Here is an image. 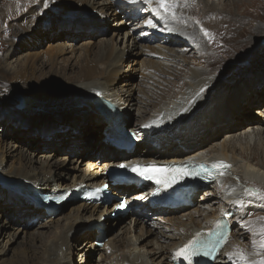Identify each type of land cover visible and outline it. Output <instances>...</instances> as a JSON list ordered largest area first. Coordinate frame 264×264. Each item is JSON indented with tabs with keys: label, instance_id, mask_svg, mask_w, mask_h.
I'll list each match as a JSON object with an SVG mask.
<instances>
[{
	"label": "bare ground",
	"instance_id": "6f19581e",
	"mask_svg": "<svg viewBox=\"0 0 264 264\" xmlns=\"http://www.w3.org/2000/svg\"><path fill=\"white\" fill-rule=\"evenodd\" d=\"M34 1L35 3H33ZM55 1L56 0H15V5L20 6L16 11L17 15L22 19L17 20L16 18L14 21L15 28L12 29H16L18 31L8 29L7 33L4 36L9 37L15 33L21 36L26 33L30 34V32L32 31L34 32L33 34L29 35V40L31 38V35H36L39 37L42 36L43 33L38 32L40 31L41 25L43 24V15H45L46 10H49V12H54L61 9L60 7H66L64 4L62 6L55 5V3H53ZM188 1H190L189 5H182L180 7V10L183 12L177 11L179 14H181L180 19L177 20H173L171 18L163 19L160 16H157L156 13L152 12L151 7H155V0L151 7L147 4L141 3L140 0L132 2H122L120 0H105L102 3L94 1L92 4L89 2V0L85 1L84 5L86 7H92L94 3H96V5L100 4L99 6L109 4V6H112L114 8V11L124 10L125 16L128 17V21L126 22V24H129V28H131V30L140 26L137 23L134 26L132 25L133 22H136L137 19L142 16V12L150 14L152 17L150 16L148 19H152L153 22L157 24V27L151 28L146 24L145 21L144 26H147L148 28H145L142 32L144 38L146 39H133L131 44L117 50L115 47L113 49V53L110 52L109 56H107L104 50H101L98 51L97 56L94 59H91L89 52L86 51L85 54H83V57L77 59L74 64H71L69 60L70 57H67L66 54H69L70 52L74 53L76 49L72 48L71 44H60L61 46L58 45V47L55 46L51 50L49 49L50 56L42 58L41 65H39L37 63V59L33 57L31 58V65L26 64L22 65L19 69H13L12 67H10L11 64L8 63V58L15 53V49H18L19 46L17 45V43L9 44V42H7L6 49L3 51L0 60L7 62L8 64L5 67L1 65L0 69L6 70L7 74H10L8 72H12L11 76L16 77L15 81L17 84H24V86H27V84L39 83L49 88L56 86V89H58L59 85L61 84L64 88H70L72 90L70 92L73 95V92H76L78 95L82 96V94L79 93L81 91H84L88 94H94L89 98H96L97 113L94 117L91 118L90 121L81 123L80 127L82 129L78 130L79 132H76L77 135L75 137L73 136L72 139L68 141V145H74L72 148L73 150H81L82 146L80 145L79 141L86 139L84 138V129L91 128L93 125H101L103 121L104 125L102 124L101 129L98 132L100 133L99 139L97 140V142L91 145V149H94L96 153L85 155L82 154L81 157L78 158V160L80 161L83 157L86 158V160H83L86 164V168L84 169L86 170V173L82 176L76 174L69 175L68 173V175H65L64 171H58L56 170V168H49L48 166V168L44 167L39 169L32 165L33 160L35 159L26 158L21 153L16 159L19 160L16 165L15 162H10V160L11 158H13V153L14 156H16V154L18 156L17 148H15V146L13 145H2L1 143L0 170L8 175V177H11L10 180L6 181V183H12L13 188L24 189L23 193H19L13 190L12 192H10L9 189L3 187L5 185L1 183L0 197L4 195L9 196L14 201L18 200L16 202L17 204H21L22 202L27 201L31 203L26 208V211H28V216H31V214H33L45 217L44 214L48 213L46 211V208L51 207V205L48 206L40 204L38 200L33 197L35 190L41 192H60L63 189L73 187L79 182L100 184V182L109 177V174L108 176L103 175V170L105 168H111L115 166L119 158L124 159L123 161H146L152 159L176 160L185 159L191 155H198V159L200 160L223 159L227 161L228 164L232 165L231 169L227 170L226 173H228V175L223 178V183L219 184L217 181H215L214 185H209V187L214 188V190H210L205 193L206 197H204V201L196 200V196L198 195L199 190L197 191L198 193H194V195L192 196V203H198L196 204V206L199 205L200 207H202L200 211H196V213H184L179 216L177 215V213L183 212V210L188 209L182 208V210L180 209L174 211L167 208H158L154 210V208L149 204V193L144 192V189L140 190L136 186H126L123 187V195H129L134 199L135 204H137L141 208V211H133V217H131L132 221H130L133 222L134 216L138 215L135 226L137 227L139 225H148L149 230L147 231V233L156 231V238H163L164 236H167L163 233L162 230H157V227L160 225L159 221H162L164 219L172 222L176 221L175 230L168 237V239L170 240L167 241L166 246H164L163 244H158V239L156 242L159 245V248H165L163 259L167 262V264H173L171 254V251L173 249L194 238V233L197 230L210 227L214 218L225 213L221 208L220 210L219 208L218 210L212 208L211 205L218 201H220L222 207L226 209L227 213L231 214L234 210H236L237 215L239 216L238 218L241 219L240 221L244 225L245 222L242 220L243 218L248 216L249 220H247L246 222H251V228L258 231L261 223L264 222L259 219L261 217H264V215H259L261 213H264V200H258V197L248 195L245 192V189H253L252 186H254V183H256L260 185L259 188L263 189V191L261 192H264V186H261L264 185V160L258 161V153H255L256 147L262 144L264 146V126H261L262 123L259 124V121H257L255 118L249 117V115H244L245 119H242V121L240 120L241 122H239L238 120L235 121L238 122L237 127L232 126L233 124H231V122L233 123V120L231 118H225L226 116H224V118L228 119L231 125H227L228 123H226L222 125L223 129L219 130L216 124L218 120H221L223 118L222 116H220L222 118L216 117V112L222 105L225 110L229 102V93L231 92H226L223 82L233 79V74L238 69V67L236 69L235 67L238 65L239 61L244 59V57L242 56L243 54L239 50H235L234 53L231 52L232 54L227 53L225 47L226 38L224 34L225 32L230 31L229 38L233 40L237 38L238 34L235 31L238 30V27L243 26L242 22H240L244 19L242 16L243 13L239 12L240 9L238 11H231L229 8L224 10V6L226 7L227 5L229 7V5H234L235 2L239 0H225V4L221 8L217 7L213 0ZM259 1L261 0H241V6L243 7L239 8H244V6L251 8L254 6L253 3H259ZM248 2H250L252 6H249ZM195 7H198V9H195ZM67 10L69 11V9L63 8V13H65V11ZM24 13H28L29 17L24 19ZM60 13L62 12H57L55 14ZM184 13L192 16L196 23L193 22V19L185 16ZM52 14L54 13H51V15ZM238 16L242 18L237 20L239 24L238 22L234 24L232 20L237 19ZM260 16L253 14L245 15V17H248L247 19L258 22L256 26H252L255 31L254 34L252 33L251 36L249 35L251 39L248 41V43L250 44H255L254 40L261 38V36H263L264 34V26H258L264 24L262 23L264 22V18ZM10 17L13 16L10 15ZM257 18H260L261 20L258 21ZM197 21H199V23H197ZM39 22L42 24L38 25ZM168 29H172V31H169ZM205 29L210 34L211 38L205 35ZM41 30L43 29L41 28ZM151 30L154 33L152 36H148L149 33L147 31ZM146 35L147 37H145ZM12 37L16 36L14 35ZM153 38L159 40L158 44L151 42V39ZM149 39L151 43L142 42ZM187 44H191V47L187 48ZM233 46L237 48V46L235 45V41L233 42ZM189 49L194 50V52L196 53V58L192 60L201 63L204 66L203 70L191 69L190 72L189 67H191L194 62L190 60V64L186 66L181 61L180 57H185L187 55L184 50L187 51ZM252 49H254V47H252ZM144 50L153 53V55L160 60L156 62L157 69H155L154 72H147V74H150V80L152 79L153 82L161 81L162 79L157 77L165 76L168 77V81L166 80L163 82L164 85L166 84V86L163 87V90L154 89V87H152L151 85L148 86L149 89H146L144 91L146 92V94L144 95V98L146 100L144 101L143 108L138 104V102H142V100L138 99V102L136 103L135 96L130 90L126 91L125 93L114 90L112 84L109 81V77L116 72L114 71V69L117 66L120 67L123 62L129 60V58H131V56L133 55L135 57H138L140 53L144 52ZM181 51H184V53H182ZM239 57V61L235 62ZM28 59L29 58H26V60ZM133 60L134 59H132L131 61ZM100 66H103L105 71H98V67ZM47 67H49V70L45 72L44 69ZM36 69H40V73L43 74V76L48 72L50 74H53V76H51V79H48L45 78V75L44 77H42L45 78L43 83L39 82L40 80L32 75H35L37 73L35 72ZM70 69H72V73L76 74V81L65 79L63 71L65 73ZM148 70L149 69H147L146 71ZM187 72L189 73V75H187ZM170 74H172V76ZM211 75H217L219 79L215 81L209 80L206 83L203 81V83L200 82L204 78ZM186 79L187 84L191 87L193 86L195 92L191 91V95L189 97L186 96L187 94L184 96L178 95L177 97L166 100L165 103L161 102V105H159L160 103L158 102V100H160V97H162V95L170 92L171 89L178 86L179 84L184 83ZM207 83L209 84V87H207ZM199 84H203V86L198 88ZM213 84H215V88L205 96V93L213 87ZM49 88L45 90L46 97H51L56 94H62V91L59 89L53 92V90H49ZM11 91L6 89L4 92L11 93ZM17 94H21V98L25 100V106H28L31 102H33L34 105L32 107V110L36 108L37 104L39 105V102H37V95H44L41 90L35 88H19L16 90L15 95ZM198 94H202V96L195 100L190 99L197 96ZM15 95H13V98L11 100V102L13 103L12 105L17 104L16 98L14 99ZM64 98L65 97L56 99ZM74 98H76L77 100L80 99L79 97ZM107 99L118 103L121 106V110H126V114L124 115V117L122 113H117L115 116L109 117L112 111L109 112V108L105 103ZM1 101L3 103L7 101L6 99H4L2 92H0V103ZM134 102L139 106L138 109L136 107L134 109H137V112L132 113L131 111L133 110V106L135 105ZM47 103L50 104L51 102ZM262 104H264V102L261 103V106H259L257 112L264 122V106L262 107ZM43 105L45 104L43 103ZM202 105L205 106L202 107ZM45 108H47V112H45L46 115H50V113L54 111L51 107L46 106ZM29 109L31 112L30 107L27 111H29ZM13 112L15 111L13 110ZM133 114H137L142 119L140 122L135 124V127H132L131 129L136 130L140 134L141 138H143V141L139 144V146L137 145L138 149L128 152L120 151L111 143V134L114 133V131L117 129L123 130L127 126L131 127L130 120L134 116ZM146 114H149L152 117H156V119L148 120V118L145 117ZM192 114L196 115L193 116ZM161 117H164V119L162 120V122H159L162 119ZM154 121L156 123H153ZM248 121H250L251 123L242 128L243 132H241L240 134H236V129L240 125ZM168 122L175 123L170 126H166L164 129H159L157 125L158 123L164 124ZM142 125L151 126L142 128ZM224 129L227 130V132L223 135H225L227 139L224 142H221L218 145L212 147L211 149H207V141L211 138L220 136V131L222 132V130ZM89 131L87 133H89ZM82 134L84 136L83 138ZM146 143H148V156L143 155L140 150ZM154 143L159 145L162 150H157V148L154 147ZM58 145L61 146V142H59ZM68 150L71 151V148H68ZM230 153L232 155H230ZM238 155L244 158V163H241V161H239L240 159L237 158ZM49 158L50 156H47L46 160H49ZM53 169L55 170L53 171ZM237 177L239 179H237ZM13 180H15L16 183L13 182ZM68 180L70 182H68ZM25 185L26 187H24ZM119 192L120 191L118 190V188H115L113 194L118 195ZM149 192H151V189ZM208 199H210L211 201H205ZM235 200H243V206L232 203V201ZM255 201H257V203H254ZM36 202L43 206V209L38 213L33 207ZM68 203L69 201L61 206V208ZM245 203L252 206L253 210L255 209L253 213L252 211H250L251 213L247 211V206H245ZM90 207L92 209H90ZM73 209L75 211V214L73 216L71 215L72 221L69 222L65 230H60L57 233V236L50 244H46L47 242L44 244L42 255H35V257H30L32 259L29 258V260L10 262L8 264H70L71 254L70 252H68L70 249V244L67 243V236H69L72 231L81 229L82 227L86 226L85 220L91 221L92 218H95V222L92 223L94 236H100L101 234H104L105 230L107 231L109 224L112 229L115 228V224L119 225L116 220L111 219L112 217L110 216V213L112 209H109V207L107 208V206H105L104 208H99L97 206H90L86 203H81ZM55 211L56 210L51 211V214H53ZM150 212H154V218L156 219L152 222H150L151 220L148 218ZM106 214H108V216L103 219V216H105ZM95 215L97 217H94ZM164 215L168 216L165 217ZM183 216H186L187 220H184ZM255 216H257L258 219H255ZM111 220H113L114 222ZM234 222L235 220L231 219V223ZM129 223L120 225L117 235L114 238L112 237L108 239V249L110 242L113 241L111 246L113 247V251L112 253L110 252L111 257L108 256L106 258L108 264H149V260L147 257V253H151L149 251H144L143 253L136 254L126 253L127 249L135 245L130 236L129 238H127V234L130 233L131 227ZM249 231L251 232L250 228ZM121 234H125V237L121 236ZM242 234L243 232L237 228L235 230H232L228 243L223 249V252L219 258L221 259L222 264H236L235 261L229 260L227 256V253L236 250V246L246 249L249 253H253L254 251L259 252L260 255H250L249 258L251 260H258L260 256H264V251H261L259 248H256L255 250L253 249L252 241L253 239L258 240V235L255 237H253L252 235L250 240L246 244H243L240 241L245 238ZM88 238L84 241V247H93L94 240H90ZM61 239L63 240L62 244L61 242H59V240L61 241ZM132 249H134V247ZM132 249L130 250V252L132 251ZM118 251H121L122 253H118ZM152 254L155 255L157 253Z\"/></svg>",
	"mask_w": 264,
	"mask_h": 264
},
{
	"label": "rangeland",
	"instance_id": "374dc122",
	"mask_svg": "<svg viewBox=\"0 0 264 264\" xmlns=\"http://www.w3.org/2000/svg\"><path fill=\"white\" fill-rule=\"evenodd\" d=\"M85 1L87 0H56L55 2H53L55 3V5L62 6L64 4L66 7H60L61 9L54 12L52 11L49 12V10H46L45 15H43L44 17L42 16L44 18L43 24L40 22L38 24V25L42 24L41 28L43 30H41L40 28V31L38 32V33H43L42 36L39 37L36 35H31V38L29 40L28 39L29 35L33 34L34 31L30 32V34L26 33L21 36L17 35V33L12 34L9 37L4 36L7 33L8 29L18 31L16 29H12L15 28L14 21L16 18L17 20L22 18L17 15L16 11L20 6L15 5V0H1L0 49L2 50H0V57L2 56L3 51L6 49L7 42H9V44L17 43L19 48L15 49V53L8 58V63L11 64L10 67H12L13 69H19L22 65H26V64L31 65L32 64L31 58L33 57L36 58L37 63L41 65L42 63L41 59L46 56H50L49 49L51 50L55 46L58 47V45L61 46L63 44L65 45L71 44L72 48H75L76 51L74 53L70 52L69 54L66 55L67 57H70L69 60L71 64H74L77 59L83 57V54H85L86 51L89 52L91 59H94L97 56L98 51L104 50L107 56H109L110 52L113 53V49L115 47L117 50L119 48H124L126 47V45L131 44L133 39H142V40L146 39L144 38L142 31L145 28L146 29L148 28L147 26H144V23L151 16L150 14L142 12L141 14L142 16L138 18L136 22H133L132 25L134 26L137 23L140 26L131 30V28H129V24H126V22L128 21V17L125 16L124 10L121 12H119L118 10L114 11V8L112 6H109V4H104L99 6L100 4L96 5V3H94L92 7H86L84 5ZM94 1L102 3L105 0H89L91 4ZM240 1L241 0L235 2L234 5L231 6L229 5V7L226 5L225 7L224 6L225 0H213V2H215L217 7L221 8L224 6V10L229 8L231 11L232 10L238 11L240 9L239 12L243 13L242 16L244 18L243 20L240 21L242 22L243 26L238 27V30L235 31L238 34L235 40L229 38L230 31H227L224 34L226 38L225 47L227 53L232 54L234 53L235 50H239L243 54L242 56L244 57V59L239 61L241 57L240 56L235 61V62L239 61V63L235 67V69L237 67L238 69L234 72L233 79L223 82L225 87L224 89H226V92L228 91L231 92L229 93V102L225 110L222 105L216 112V117L219 118L223 117L221 120H218V122H216L218 126L217 128H219V130L223 129L222 125L226 123H228L227 125L233 124L232 126L237 127L238 122L235 121L238 120L239 122H241L242 119H245L244 115L247 116L249 115V117L255 118L257 121H259V124L262 123L261 126H264V122L262 118L259 116V113L257 112L259 106H261V103L264 102V98H263L264 96V37L263 36L264 34L263 36H261V38L254 40L255 44L248 43V41L251 39L250 36L252 35V33L254 34L255 31V29H253L252 26H256L258 22L247 19L249 16L245 17L246 14L247 15L253 14L259 16L261 15L260 17L264 18V0L259 1V3L257 2L256 4L253 3L254 6L251 8H248L246 6H244V8H239V7H243L241 6L242 4ZM33 3H35V1ZM189 3L190 1H188V5ZM248 4L249 6L250 5L252 6L250 2H248ZM63 8L69 9V11L67 10L65 11V13H63ZM195 9H198V7H195ZM177 11L183 12L180 10V7L177 9ZM57 12H62V13L55 14ZM51 13H54L55 15L54 14L51 15ZM10 15H12L13 17H10ZM184 15L193 19L192 16L188 15L187 13H184ZM23 17L24 19L29 17L28 13H24ZM240 18L242 17L238 16L237 19L232 20V22H234L235 24L238 22L237 20H239ZM257 20L260 21L261 19L257 18ZM193 22L196 23L194 19ZM258 26H264V24ZM147 32L149 33L148 36H152L154 33L152 32V30ZM14 35L16 37H12ZM145 37H147V35ZM234 41L238 49L233 46ZM142 42L149 43L150 39ZM151 42L158 44L159 40L153 38L151 39ZM251 46L254 47V49H252ZM188 47H191V44L190 45L187 44V48ZM189 50L187 51L184 50L185 53H187V55L185 57H180L181 61L186 66L190 64V60L194 62V64L193 65L191 64L192 66L189 67L190 72L191 69L203 70L204 66L201 63L192 60L196 58V53L194 52V50H190V51ZM184 51L181 52L184 53ZM26 58L29 59L26 60ZM132 59L134 60L131 61ZM157 61L160 60L156 56H154L153 53L144 50V52L140 53L138 57H135L133 55L131 56V58H129V60L123 62V64L120 65V67L117 66L114 69V71L116 72L109 77V81L112 84L114 90L120 91L121 93L123 92L125 93L126 91L130 90L135 96V102L137 103L138 99H141L142 102H138V104L144 108V101L146 100L144 98L146 92L144 91L146 89H149L148 86L151 85L152 87H154V89L157 90H163V87L166 86V84L164 85L163 82L166 81L168 77L165 76L157 77V78H161L162 80L153 82L152 79L150 80L149 78L150 74H147V72L150 71L154 72L155 69H157L156 68ZM8 63L0 60V66L2 65L5 67ZM147 69L149 70L146 71ZM48 70L49 67L44 69L45 72H47ZM102 70L105 71L103 66L98 67V71L101 72ZM40 71H41L40 69H36L35 72L37 73L35 75L32 74L34 77L40 80L39 82L43 83L45 78L51 79L52 78L51 76H53V74H50L48 72L45 74L46 77L42 78L45 75L43 76V74H41ZM8 73L10 74H7L6 70L4 69H0V92L3 93L4 99L7 100L4 103L2 101L0 103V144L2 143V145L4 144L13 145L15 146V148H17L18 156L17 154L16 156H14L13 153L12 154L13 158H11L10 162H15V164L17 165L19 160L16 159L19 157L21 153L26 158L35 159L33 160L32 165L39 169L48 166L49 168L51 167L56 168V170L58 171H64L65 175L68 174L69 175L76 174L79 176L84 175L86 173V170H84L86 168V164L84 163L85 161L83 160H86V158L83 157L81 161L78 160V158L81 157L82 154L85 155V154L96 153L94 149H91V145H93L99 139L100 133L98 132L101 129L102 124L104 125V121L103 123H101V125H96V126L93 125L91 128L84 129L85 137L82 134V138L84 137L86 139L79 141L80 145L82 146L81 150H73L72 148L74 145L71 143H70L71 146L68 145V141L71 140L73 136L75 137L77 135L76 132H79L78 130L82 129L80 127L81 123H86L90 121L91 118L94 117L95 114L97 113L96 98L94 99L89 98L94 94L93 93L88 94L84 91H81L79 93L82 94V96L78 95L76 92H73L75 95L74 96L70 92L72 91L70 88L68 87L64 88L60 84L58 89L62 91L61 92L62 94H56L51 97H46L45 90L48 89L49 87H45L39 83L27 84V86H24V84H17L15 81L16 77L11 76L12 72H8ZM63 75L65 79L74 80V81H76L77 79V77H75L76 74L72 73V69L67 70L65 73L63 71ZM170 75L172 76V74ZM187 75H189L188 72ZM217 79H219L217 75H211L204 78L200 82L203 81L206 83L209 80L215 81ZM206 85L207 87H209L208 83ZM202 86L203 84H199L198 88ZM214 86L215 84H213V87L210 88L209 91L205 93V96L215 88ZM19 88L21 89L35 88L41 90L45 96L37 95V97L40 98V99L37 98L38 100L37 102H39V105L37 104L34 110H32V107L34 105L33 102H31L28 105L31 108V112L30 109L29 111H27L29 108L28 106H24L23 108L18 109L16 108L15 105H12L13 103L11 102V100L13 98V95L16 94V90ZM56 88H57L56 86L50 87L49 90H53V92H55L58 90ZM6 89L10 91L12 90L11 93L4 92ZM191 91L195 92L193 86L191 87L187 84V79H186L184 83L179 84L178 86L171 89L170 92L162 95V97H160V100H158V102L160 103L159 105H161V102L165 103L166 100L171 99L173 97H177L178 95L184 96L187 94L186 96L189 97L191 95ZM17 95H15L14 99L16 98ZM201 96L202 94L201 95L198 94L197 96L192 97L190 99L195 100L197 98H200ZM62 97H65L64 99H67V101H69V102H65L67 107H69V109L77 113H73L72 115L61 116V117H49V115H46L45 114V112H47L46 111L47 108H45L46 105L49 106L51 104L52 105L51 108H58L59 103H57V101L59 100L63 101L64 99H56V98H62ZM74 97H79L80 99L77 100ZM49 101H51L50 104L47 103ZM43 103L45 105H43ZM136 103L133 106V110L131 111L132 113L137 112L139 105H136ZM204 106L205 105H202V107ZM263 106L264 104H262V107ZM135 107L137 108L136 110H134ZM13 110L15 112H13ZM80 112H83L84 114L81 115L79 114ZM121 113L124 117V115L126 114V110L122 109ZM192 115L194 116L196 114H192ZM224 116H226L225 118H231L233 120V123L231 122L230 124V121L228 119H225ZM145 117H147L148 120L156 119V117H152L149 114H146ZM161 118L162 119L159 122H162V120L164 119V117ZM141 119L142 118L140 116L135 114L130 120L131 127L127 126L126 130L132 131L133 129L131 128L135 127V124L140 122ZM173 123L175 122H169L168 124L171 125ZM250 123L251 122L248 121L240 125L236 129L237 131L236 134H240L241 132H243L242 128H244L246 125H249ZM142 128H145L144 125H142ZM88 131L89 133H87ZM226 132L227 130L224 129L222 130V132L220 131L219 134L220 136L208 140L206 143V148L211 149L212 147L218 145L219 143L224 142L227 138L223 134H225ZM59 142H61V146L58 145ZM137 145L139 146V144H136L135 149H138ZM147 145L148 143L143 145V147L140 150L143 155L148 156L149 151L147 150ZM154 147L157 148V150L159 151L162 150L160 146L157 144H155ZM68 148H71V151H69ZM255 149H256L255 153H258L257 160L258 159H259L258 161L264 160L263 144L256 147ZM230 155L232 154L230 153ZM47 156H50L49 160H46ZM237 158L240 159L239 161H241V163H244L243 157L238 155ZM120 160L123 161L124 159L120 158ZM54 170L55 169H53V171ZM0 174L8 177V175H6L1 170H0ZM222 180L223 179H219L217 182L221 184L223 183ZM13 182L16 183L15 180H13ZM68 182L70 181L68 180ZM212 185H214V183H212ZM3 187L8 188L10 192H12L13 190L7 186H3ZM24 187H26V185ZM252 187L253 189H258L260 191H263L262 188H259L260 185L256 183H254V186ZM23 189L24 188H22L21 192L19 193H23ZM210 190H214V188L207 187L200 189L198 195L196 196V200L204 201V197H206L205 193ZM17 201L18 200L15 201L12 200L9 196L6 195L0 197V264H8L10 262L29 260L30 257H35V255L38 256L42 255L44 244L46 242H47L46 244H50L55 239L57 233L60 230L66 229L69 222L72 221V216L75 214L73 208L81 204L78 200H71L64 207L62 208L60 207L56 211V213L54 212L55 214L46 213L44 214L45 217H42L41 215L38 216L31 214V216L29 215L30 216L29 217L27 215L28 211H26V208L31 203L26 201V202H22L21 204H17L16 203ZM205 201L210 202L211 200L208 199ZM254 203H257V201H255ZM196 204L194 206L185 207V209L188 210H183V212L177 213V215L180 216L184 213L188 214V213H192V212L196 213V211H200L202 207H200L199 205L196 206ZM211 206L213 209L215 208L218 210L219 208L220 210L221 208L223 209V211L226 210L225 208L222 207L220 201L213 203ZM245 206H247L246 209L247 211H249V213H251L250 211H252V213L254 212L255 209L253 210L252 206L248 205L247 203H245ZM33 207L37 211V213L43 209V206L38 204L37 202L34 204ZM90 209L92 208L90 207ZM132 215L133 213L130 212L126 215H122L117 218H111L113 220H116V222H118L119 225L115 224L114 225L115 228L113 229L110 226V224L108 225L107 231L105 230V233L101 234L100 239L103 241V245L101 246L95 244V241H97L98 238L97 237L98 235L94 236L93 234L94 231L92 230V223L95 222V218H92L91 221L85 220L86 226L82 227L81 229L78 230L76 229L72 231L70 235L67 236L68 239L67 243L70 244L69 245L70 249L68 251L71 254L70 264H108L106 258L110 256V252L112 253L113 251L112 250L113 247H111L113 241L110 242L108 249V244H107L109 243L108 239L112 237L114 238L117 235L120 225L129 222H130L129 225H131V227H130V233L127 234V238H129L130 236L131 239L134 241L135 245L127 249L126 253L136 254V253H143L144 251H149L151 252V253H147L149 264H167V262L163 259L165 248L163 249L159 248L158 244L161 245L163 244L164 246H166L167 241L170 240L168 239V237L175 230L176 221L172 222V221H168L167 219L159 221L160 225L157 227V230H162L163 233L166 234L167 236L166 237L164 236L163 238L162 237L156 238L157 235L156 231L147 233V231L149 230L148 225L145 226L139 225L136 227L135 226L136 222L135 223L134 221L131 222ZM230 215H231V219L235 220V222L233 223L234 224L233 230L237 228L243 232L242 235L245 238H243V240L240 241L243 244H246L252 236L251 232L249 231V228L245 227V225L240 221L241 219L238 218L239 216L237 215L236 210H234L233 213H231ZM259 215H264V213H261ZM164 216L166 217L168 215H164ZM94 217L97 216L95 215ZM154 217H155L154 214L149 215L148 218L151 220L150 222L156 220ZM183 219L187 220L186 216H183ZM255 219H258L257 216H255ZM247 220H249L248 216L243 218L242 221L246 222ZM261 224H264V222H262ZM121 236L125 237V234L123 235L121 234ZM87 238L90 240H94L93 247L92 246L84 247L85 245L84 241ZM157 239H158V244L156 243ZM59 242H61L62 244L63 240L61 239V241L59 240ZM106 247L108 250L106 249ZM133 247L134 249H132ZM131 249L132 251L130 252ZM118 253H122V252L118 251ZM152 253H157V254L154 255Z\"/></svg>",
	"mask_w": 264,
	"mask_h": 264
},
{
	"label": "snow or ice",
	"instance_id": "6c2138e0",
	"mask_svg": "<svg viewBox=\"0 0 264 264\" xmlns=\"http://www.w3.org/2000/svg\"><path fill=\"white\" fill-rule=\"evenodd\" d=\"M141 3L152 6L154 0H140ZM188 0H155V7H151V11L156 13L163 19L171 18L173 20L180 19L181 14L177 12V9L182 5L186 6ZM199 23V21H197ZM146 24L151 28H156L157 24L153 22L152 19H148ZM172 31V29H168ZM204 33L206 36L211 38L208 31L205 29ZM203 91V90H202ZM153 123H156L155 121ZM151 125H144V127H150ZM117 167L125 169L126 171L135 174L145 180H154L157 184H162L166 187H171L173 184L180 180L185 179L189 176H199L201 172L209 173L210 170L204 164L196 166L194 169L187 165H172V166H156L155 164L141 165L139 163L128 164L121 163ZM211 167L217 169V175L223 176L225 170L231 169L232 165L227 164L225 161H217ZM230 174V173H229ZM237 179H239L237 177ZM107 187V186H105ZM96 193H100L103 189H96ZM248 195L256 196L261 200H264V192L258 189H245ZM51 198V197H49ZM232 203L236 205L243 206V200H235ZM127 201L121 202L117 205L118 208H125ZM264 221V217L259 218ZM245 227H249L253 237L259 236V240L253 239L252 245L253 249L259 248L264 251V224H261L258 231L251 228V222H245ZM201 233H196L195 237L189 240L181 249H178L175 253V258L181 260V264H193L195 258L204 255L210 256L213 260L216 259V254L220 252L223 245L229 239V232L223 231L216 235L215 240L205 241L202 238ZM260 255L259 252L249 253L246 249L236 246V250L227 253L229 260L235 261L236 264H264V256H260L258 260H251L250 255ZM198 264V262H197Z\"/></svg>",
	"mask_w": 264,
	"mask_h": 264
},
{
	"label": "water",
	"instance_id": "95a60500",
	"mask_svg": "<svg viewBox=\"0 0 264 264\" xmlns=\"http://www.w3.org/2000/svg\"><path fill=\"white\" fill-rule=\"evenodd\" d=\"M22 96H21V94H18L17 96H16V99H17V104L15 105L16 106V108H18V109H21V108H23L25 105V100H23V98H21ZM49 102H51V101H49ZM53 102V101H52ZM65 102H69V101H67V99H64L63 101H61V100H59V101H57V103H59L58 105H59V107L58 108H53V112H51L50 113V115H49V117H61V116H68V115H72L73 113H77V112H74V111H72V110H69L68 108L69 107H67V105H66V103ZM51 105V104H50ZM48 106V105H46V106H48V107H52V105L51 106ZM65 107H67V108H65ZM79 114H84L83 112H80ZM3 183V182H2ZM3 185H6L5 183H3ZM7 186V185H6Z\"/></svg>",
	"mask_w": 264,
	"mask_h": 264
}]
</instances>
